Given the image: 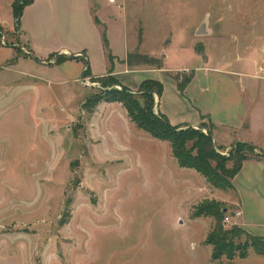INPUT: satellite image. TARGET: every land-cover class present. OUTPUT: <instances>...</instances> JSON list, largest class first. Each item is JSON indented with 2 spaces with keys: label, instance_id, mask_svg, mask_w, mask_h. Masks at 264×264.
<instances>
[{
  "label": "rangeland",
  "instance_id": "obj_1",
  "mask_svg": "<svg viewBox=\"0 0 264 264\" xmlns=\"http://www.w3.org/2000/svg\"><path fill=\"white\" fill-rule=\"evenodd\" d=\"M96 2L108 47L119 57L128 42L144 51L163 44L171 52L166 67L180 69L183 80L201 58L208 68L249 69L264 77V0ZM203 22L208 32L198 34ZM0 26V44L14 54L0 65V264H264L253 247L243 248L245 256L213 258L206 238L215 217L192 213L206 200L226 199V191L180 167L169 142L134 126L126 152H102L100 134L108 131L90 124L82 104L90 95L121 92L113 77L86 87L80 76L69 91L48 85L42 78L50 66L25 54L22 42L24 53L18 52L16 32ZM145 57L132 53L130 61L143 67L164 60ZM162 76L169 86L170 75ZM222 76L224 84L238 78ZM234 147L220 151L229 156ZM223 223L245 230L234 218ZM228 240L244 246L252 239L238 234Z\"/></svg>",
  "mask_w": 264,
  "mask_h": 264
},
{
  "label": "crops",
  "instance_id": "obj_2",
  "mask_svg": "<svg viewBox=\"0 0 264 264\" xmlns=\"http://www.w3.org/2000/svg\"><path fill=\"white\" fill-rule=\"evenodd\" d=\"M13 3L14 0H0V25L9 31H16ZM98 5L96 0H34L24 9L17 33L25 52L31 50L35 59L41 58L42 64L50 66V71L46 72L42 81L68 89L71 82L80 79L86 68L90 70L86 82L82 80L86 87H99L100 82L94 80L107 75L115 77L121 85L133 91H137L146 80H157L163 84L161 97H156L158 113L165 116L173 126L196 127L207 122L213 126V137L219 148L228 150L233 144L237 146L240 142L252 145L255 154H249L244 160L232 180L234 189L226 191V199L220 202L229 210L233 208L234 213L239 210L241 214L233 218L249 234L264 239V101L258 99L261 96L264 98V83L260 82L264 77L258 78L260 75L249 69L237 72L223 71L220 67L208 68L201 58V64L192 69L191 80L180 89L179 83L183 81L179 76L181 70H171L165 65L171 53L167 50L168 46L162 44L158 50L144 51V45L138 49L135 42H128L125 44L124 56L119 57L110 51L104 43L105 30L101 26L105 22L97 15ZM77 22L80 23L77 25ZM0 46V65L3 66L14 54L12 48ZM132 53H138L145 59V56L157 58L162 55L164 60L160 67L150 64L151 62H146L148 66L140 67L137 66L138 63L133 65L129 61ZM71 54L77 56L71 58ZM59 55L64 59L57 62ZM14 58L23 57L20 55ZM57 67L59 70L56 71ZM56 72L57 77L54 75ZM165 72L171 76L169 86L162 76ZM222 74L238 76L237 81L229 79V84H224ZM245 78L248 81L245 82ZM87 98L88 96L83 103ZM105 114L110 118L104 119ZM88 120L91 125L99 123L102 132L108 131L104 132V136L100 134L101 138L104 137V154L126 152L131 143V130L137 126L130 119L123 103L101 101L88 115ZM117 124L121 131L116 129ZM91 130V137H97L95 130L98 129L93 126ZM98 132L101 133L100 130ZM170 149L173 155L172 147ZM174 158L179 165L175 156Z\"/></svg>",
  "mask_w": 264,
  "mask_h": 264
},
{
  "label": "trees",
  "instance_id": "obj_3",
  "mask_svg": "<svg viewBox=\"0 0 264 264\" xmlns=\"http://www.w3.org/2000/svg\"><path fill=\"white\" fill-rule=\"evenodd\" d=\"M34 0H14L13 12L16 19V37L18 39V52L24 53L20 41L17 29H19L21 24V18L24 13V9L33 3ZM98 22V18L95 17ZM1 27V26H0ZM2 35H0L1 41ZM105 44H107L105 32H104ZM31 51V50H30ZM32 55V52L26 53ZM129 56V61L130 57ZM141 57V55H138ZM64 57L57 56V62L63 60ZM158 65L157 67H160ZM90 74L89 68H86L84 76L87 77ZM108 77H113L107 75L105 77L98 78V80L103 84V82ZM115 84L122 86L121 92L118 90L105 92L107 93L105 98H100L99 95H90L83 103L82 108L86 109L88 113L94 111L96 105L101 101H119L123 103L126 107L130 119L136 124L137 127L148 132L153 137L168 141L172 147L173 155L176 157L179 165L184 168L194 169L200 174H202L206 180L215 188L221 190H231L234 189L233 178L241 169V166L249 156V154L254 153V147L247 143H239L235 145L232 153L226 156L220 152L219 146L214 142V138L211 130L205 132V122L200 124V128L196 129L192 126L181 128L173 126L169 120L159 114H155L153 106L155 103V94L161 97L163 93V84L157 80H146L144 81L140 88L135 92L125 85H121L119 80L115 77L112 78ZM191 80V76L179 83L180 89ZM105 87L106 84L104 83ZM143 99V103L140 99ZM213 127L211 124H209ZM264 156V154H263ZM228 209L217 200H206L200 203L194 210L192 215L200 216H214L215 224L210 233L208 234L206 240L208 244L213 247L212 256L214 259H220L224 255L228 259H233L236 254L240 256L246 255V249L243 248L253 247L259 254L264 255V239L251 236L244 229L233 226L231 230L225 228L223 223L225 215ZM245 235L251 238V242H246L243 245L235 244L230 239L233 236Z\"/></svg>",
  "mask_w": 264,
  "mask_h": 264
},
{
  "label": "water",
  "instance_id": "obj_4",
  "mask_svg": "<svg viewBox=\"0 0 264 264\" xmlns=\"http://www.w3.org/2000/svg\"><path fill=\"white\" fill-rule=\"evenodd\" d=\"M206 25H207V22H203V24L199 27V29L197 30V33L198 34H204V33H207L208 32V30L206 29ZM77 55L76 54H71L70 55V57L71 58H74V57H76ZM84 73H85V71L83 72V74H82V79H83V81L84 82H86V77L84 76ZM215 141V140H214ZM215 143H216V141H215ZM238 145V144H237Z\"/></svg>",
  "mask_w": 264,
  "mask_h": 264
},
{
  "label": "built area",
  "instance_id": "obj_5",
  "mask_svg": "<svg viewBox=\"0 0 264 264\" xmlns=\"http://www.w3.org/2000/svg\"><path fill=\"white\" fill-rule=\"evenodd\" d=\"M111 2H114L115 0H110ZM241 214V212L238 210L236 211L234 214H226L225 215V218H224V222H227V221H231V219L234 217V216H239Z\"/></svg>",
  "mask_w": 264,
  "mask_h": 264
}]
</instances>
